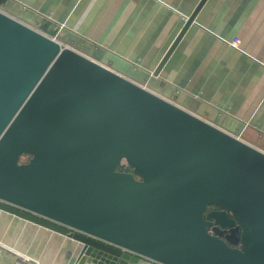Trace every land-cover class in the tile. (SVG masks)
Masks as SVG:
<instances>
[{"label":"water","instance_id":"95a60500","mask_svg":"<svg viewBox=\"0 0 264 264\" xmlns=\"http://www.w3.org/2000/svg\"><path fill=\"white\" fill-rule=\"evenodd\" d=\"M0 10V214L75 264H264V151L244 125Z\"/></svg>","mask_w":264,"mask_h":264},{"label":"crops","instance_id":"0c3cea01","mask_svg":"<svg viewBox=\"0 0 264 264\" xmlns=\"http://www.w3.org/2000/svg\"><path fill=\"white\" fill-rule=\"evenodd\" d=\"M200 1L1 0L0 10L48 37L63 35L68 45L142 84ZM235 39L239 49L229 44ZM153 81L244 125L242 138L264 151V0H207ZM16 224L14 234L13 226L3 228L2 241L11 238L38 264H75L74 243ZM11 259L5 255L3 264Z\"/></svg>","mask_w":264,"mask_h":264},{"label":"rangeland","instance_id":"374dc122","mask_svg":"<svg viewBox=\"0 0 264 264\" xmlns=\"http://www.w3.org/2000/svg\"><path fill=\"white\" fill-rule=\"evenodd\" d=\"M3 216V217H2ZM16 223H20L19 221H17V220H15V219H13V218H11V217H9V216H4L3 214H0V232H2L3 231V228H4V231L6 232V230L7 229H9V227L10 226H13V228L10 230V233L11 234H14V233H16L17 232V230H20V226H18L19 224H16ZM20 232V231H19ZM5 234V233H4ZM0 235H1V233H0ZM1 236H3V235H1ZM13 235H11L10 237H12ZM6 238L4 237V241H2L1 239H0V241L8 248V249H10L11 251H13V252H16V253H19V255H21V256H23V257H26V258H28V259H31V260H33L30 256H27L26 254H24V253H21L20 252V250H18V249H16V247H14V245L13 246H11L10 244H12V243H10L9 242V240L11 239H6V240H8V242L9 243H7V241L5 240ZM40 256V255H39ZM21 259H23V258H21ZM40 259V258H39ZM33 261H36V262H38L39 263V261H37L36 259H34ZM32 264H34V263H32Z\"/></svg>","mask_w":264,"mask_h":264},{"label":"built area","instance_id":"2783aa9c","mask_svg":"<svg viewBox=\"0 0 264 264\" xmlns=\"http://www.w3.org/2000/svg\"><path fill=\"white\" fill-rule=\"evenodd\" d=\"M232 47L239 49L240 40L235 39L229 43ZM5 255L11 256L12 259L9 264H38V262L28 259L19 255V253L13 252L8 249L1 241H0V264H3V257ZM23 258V259H21Z\"/></svg>","mask_w":264,"mask_h":264},{"label":"trees","instance_id":"16d2710c","mask_svg":"<svg viewBox=\"0 0 264 264\" xmlns=\"http://www.w3.org/2000/svg\"><path fill=\"white\" fill-rule=\"evenodd\" d=\"M0 2H1V0H0ZM2 3V2H1Z\"/></svg>","mask_w":264,"mask_h":264}]
</instances>
